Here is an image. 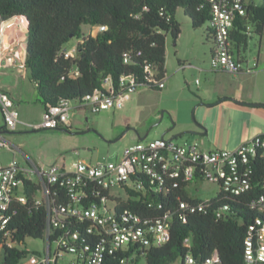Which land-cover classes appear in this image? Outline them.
Instances as JSON below:
<instances>
[{
  "label": "trees",
  "instance_id": "obj_1",
  "mask_svg": "<svg viewBox=\"0 0 264 264\" xmlns=\"http://www.w3.org/2000/svg\"><path fill=\"white\" fill-rule=\"evenodd\" d=\"M182 9L194 29L209 28L212 8L207 0H0V51H18L21 68L29 72L36 86L38 102L47 110L62 101H79L96 90L105 92L104 80L110 77L114 88L121 76L133 77L139 87L162 90L147 83V68L156 72L157 80L166 76L167 37L176 42L181 26L176 18ZM105 26L96 36H85L83 28ZM264 35V0H248L245 16H236L231 31L233 51L237 57L248 49L253 36ZM77 40L75 59H66L64 46ZM125 55L128 62H125ZM78 72V74H76ZM68 129L59 126L54 130ZM47 130V129H45ZM34 131H41L35 130ZM27 202H15L9 212L11 240L14 248L4 247L0 264H20L30 254L22 248L28 238L44 240L51 248L65 233L51 229L47 237V209L38 205L40 185L23 180ZM144 184V183H143ZM49 197L55 206L69 205L68 189L61 183L48 184ZM147 190V185H143ZM83 207L98 203L108 191L95 184L82 190ZM127 198H116L117 209H129L142 219L171 216V238L164 246H129L106 259L104 264H173L188 253L204 264L215 253L218 264H246L245 238L256 217L252 208L264 191L260 178L250 191L232 195L222 188L210 200L205 212L182 211V201L201 203L184 188L160 193H136L127 190ZM221 211V217L216 213ZM67 229L77 232L78 253L88 257L101 238L98 227L89 233L92 223L67 221ZM94 227V226H93ZM190 239L189 247L185 240ZM40 255V254H39ZM124 261V262H122Z\"/></svg>",
  "mask_w": 264,
  "mask_h": 264
},
{
  "label": "built area",
  "instance_id": "obj_2",
  "mask_svg": "<svg viewBox=\"0 0 264 264\" xmlns=\"http://www.w3.org/2000/svg\"><path fill=\"white\" fill-rule=\"evenodd\" d=\"M211 4L212 14L209 28L212 31L214 47L210 57V69L215 73L237 75L243 71L256 72L258 63L238 58L233 51L231 31L236 16H245L248 0H207ZM97 33L106 31L105 26L95 27ZM2 53V52H1ZM77 45L62 52L66 59H75ZM5 56V59H4ZM19 57L18 51L3 54L6 63L11 64ZM125 62L128 56L125 55ZM185 67L182 66L181 70ZM78 74V72H76ZM147 83L165 87V78L157 80L156 72L147 68ZM196 83H199L197 80ZM105 92L100 90L86 95L79 101H62L46 110L42 124L35 130H54L69 123L73 109L100 114L108 110H122L137 90L133 77L121 76L116 87L110 77L104 80ZM0 111L4 124L15 130L21 123L19 112L13 98L0 88ZM11 144L0 137V149H11ZM73 170L67 171L55 163L46 169L36 165L23 167L17 159L7 165H0V254L4 247L14 248L11 240L9 212L15 202L26 203L23 180L40 185L41 198L37 204L45 205L47 217V237L51 229L64 230L65 233L54 245V252L47 244L44 255L32 254L26 264H52L66 255L72 256V264H104L106 259L118 252H124L129 246L162 247L170 241L171 216L155 219H142L129 209H117L114 200L121 196L127 198V190L136 193H160L164 188L171 191L186 189L196 182H208L232 195H241L250 191L260 178L264 191V135L252 138L235 150L205 151L197 142L179 143L176 140L158 138L150 141H138L126 147L118 159L104 157L102 160L86 163H73ZM61 183L68 189L70 204L55 206L49 197L48 184ZM147 185V190L144 184ZM89 184H95L100 191L107 192L98 203L83 207L79 205L83 198L82 190ZM211 199L201 203L182 201L179 208L190 214L205 212ZM252 208L264 212V192L252 202ZM221 217V211L216 213ZM90 221L93 228L98 227L101 238L90 256L78 253L77 232L67 229V221ZM94 226V227H93ZM189 247L190 239L185 240ZM244 259L246 264H264V220L259 216L249 228L245 238ZM124 262V261H122ZM215 253L204 264H218ZM173 264H201L188 253Z\"/></svg>",
  "mask_w": 264,
  "mask_h": 264
},
{
  "label": "rangeland",
  "instance_id": "obj_3",
  "mask_svg": "<svg viewBox=\"0 0 264 264\" xmlns=\"http://www.w3.org/2000/svg\"><path fill=\"white\" fill-rule=\"evenodd\" d=\"M176 18L181 26V35L176 42L171 35L167 37L166 88L151 90L139 87L120 111L112 110L94 115L87 110L84 115L78 114L75 119L81 124L74 126L72 130L34 131L23 126L21 131H8L4 134L6 138L11 135L18 136L14 140L8 139L12 148L20 150L21 158L18 161L23 162L26 167L36 164L45 166L59 158L61 163L73 169L74 162L93 163L104 157H111L116 151L123 152L126 147L139 141L138 135L145 136L148 133L146 141L161 138L165 133L168 138L167 132L175 130L177 122H197L201 87L195 82L200 80L204 83V71L210 68L209 54L212 44L206 38V26L194 29L182 9L178 10ZM83 31L85 36L97 33L96 29L90 27H84ZM77 43L74 39L64 49L71 50ZM260 52L264 57V35L262 39L253 36L248 49L238 58L252 62L258 58ZM180 63L190 64L192 67L181 70ZM198 68L204 71L200 72ZM210 71L215 73L211 69ZM28 114L35 117L37 112L29 109ZM3 125L0 114V127ZM187 138L176 141L184 143ZM9 157L7 150L0 149L1 163ZM186 192L192 198L206 200L215 198L220 188L208 182H196L188 186ZM22 248L30 253L20 263L26 264L32 254L44 255L47 244L44 240L28 238ZM54 249L53 246V252ZM69 259V256L60 259L58 264H68Z\"/></svg>",
  "mask_w": 264,
  "mask_h": 264
},
{
  "label": "crops",
  "instance_id": "obj_4",
  "mask_svg": "<svg viewBox=\"0 0 264 264\" xmlns=\"http://www.w3.org/2000/svg\"><path fill=\"white\" fill-rule=\"evenodd\" d=\"M206 38L212 44L209 54L210 58L214 42L212 35L208 36L206 34ZM4 59L3 53L0 51V88L13 98L21 120V123L18 124L15 130L8 129L5 124L0 127V137L5 140L7 139L9 142L8 139L14 140L18 136L11 135L6 138L5 133H8V131H21L23 130V126L34 130V126L40 125L44 121L46 109L38 102L36 86L30 81L29 72L21 68L19 57L16 56L14 62L11 64L6 63ZM256 60L258 63L256 72L243 71L237 75L212 73L210 68L205 71L202 68H198L200 72H205V77L203 84L200 80H198L199 83L195 82L197 86L201 87L198 96L200 104H198L197 122H177L175 130H169L167 132L169 137L165 136V138L170 140L172 136L177 134L195 132L196 135L187 134L180 137V139L188 137L185 142H197L203 150L213 151L235 150L252 138L264 135V66H261L264 63V57L262 52H260ZM182 66L185 69L192 67L190 64L185 65L180 63L179 68L181 69ZM165 69L166 81L168 80L167 64L165 65ZM249 104H259L260 106H250ZM29 109L36 110L37 114L35 117H31L28 114ZM0 114L2 116L1 111ZM78 114L84 115L85 111L73 109L70 113L67 127L73 128L81 124L75 119ZM11 147L13 146L11 145ZM3 150H7L10 157L4 163L0 162L2 166L7 165L13 159L18 160L19 157L21 158L19 148ZM121 154L122 151H116V153L112 154L111 158L118 159ZM20 163L23 167H26L23 162ZM55 163L67 171L73 170L66 164L61 163L59 158L45 166L37 164L36 166L40 169H46ZM67 256L69 255L63 258ZM69 257L68 264H72L73 257ZM60 259H57L52 264H58Z\"/></svg>",
  "mask_w": 264,
  "mask_h": 264
},
{
  "label": "water",
  "instance_id": "obj_5",
  "mask_svg": "<svg viewBox=\"0 0 264 264\" xmlns=\"http://www.w3.org/2000/svg\"><path fill=\"white\" fill-rule=\"evenodd\" d=\"M249 105H250V106H260L259 104H249ZM187 134H189V135H196L195 132H185V133H181V134H177V135L172 136V137L170 138V140H177V139H179L180 137H182V136H184V135H187ZM165 136H166V133L163 134V135L161 136V138H165ZM147 137H148V133H147L145 136L138 135V140H139V141H145V140L147 139Z\"/></svg>",
  "mask_w": 264,
  "mask_h": 264
},
{
  "label": "flooded vegetation",
  "instance_id": "obj_6",
  "mask_svg": "<svg viewBox=\"0 0 264 264\" xmlns=\"http://www.w3.org/2000/svg\"><path fill=\"white\" fill-rule=\"evenodd\" d=\"M138 141V140H137Z\"/></svg>",
  "mask_w": 264,
  "mask_h": 264
}]
</instances>
